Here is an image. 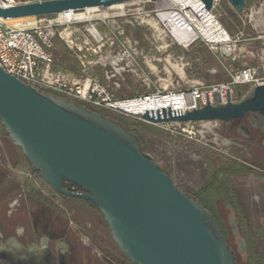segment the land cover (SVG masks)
Returning a JSON list of instances; mask_svg holds the SVG:
<instances>
[{
    "label": "water",
    "instance_id": "1",
    "mask_svg": "<svg viewBox=\"0 0 264 264\" xmlns=\"http://www.w3.org/2000/svg\"><path fill=\"white\" fill-rule=\"evenodd\" d=\"M137 1L43 0L0 6V19L107 10ZM200 1L206 11L212 9L213 0ZM227 1L237 14L244 11L245 0ZM246 116L256 118L253 127L264 132V85L250 88L237 101L228 96L225 104L207 102L191 111L166 107L140 115L151 125L229 123ZM0 124L51 190L88 201L100 211L113 240L133 264H236L210 212L178 188L169 171L142 150L137 135L116 121L40 92L0 68ZM63 181L82 192L66 190ZM228 209L237 252L244 257L246 242L234 211Z\"/></svg>",
    "mask_w": 264,
    "mask_h": 264
},
{
    "label": "built area",
    "instance_id": "2",
    "mask_svg": "<svg viewBox=\"0 0 264 264\" xmlns=\"http://www.w3.org/2000/svg\"><path fill=\"white\" fill-rule=\"evenodd\" d=\"M37 1L43 0H0V6L9 7ZM185 1L166 0L156 4L158 8L154 11V16L159 20V23L156 22L157 27L151 24L152 11L147 12L142 8L141 12L148 18L142 22L150 28L160 29L164 37L170 36L166 47L176 45L186 49L199 41L219 60L233 56L238 41L230 37L213 14V9L218 5L219 0H213V7L207 12L222 28L221 34L207 33L205 29H208V26L195 19L194 11ZM247 1L251 0H245L244 11L241 14L248 23L252 21L255 32H261L264 29L262 23L256 22L252 16L264 7V1L259 8L255 4L248 8ZM197 2H200L201 8L204 9L203 3L200 0ZM138 3L145 5L150 2L141 0ZM93 14L84 11L35 17V23L30 27H11L0 19V68L40 92L76 101L91 109L114 110L123 115L137 117L141 114H130L115 105L153 97L179 96L186 102L182 111H191L205 106L207 102L211 105L225 104L228 96L231 101H237L242 97L241 89L248 91L252 87L264 85V55L256 66L244 65L226 69L228 78L224 82L204 84L185 80L184 70L187 64L183 58L171 60L168 56L164 60L165 66L162 69L163 77H161V72L141 50L140 42L125 35L122 30L105 33L90 26L85 29L88 33L85 45H79L76 36L79 27L76 25L91 21ZM160 14L181 18L185 27L193 31L192 40L185 45L171 36L169 28L160 20ZM104 20L100 19L102 22ZM65 31H68L67 38L62 36ZM56 39L62 41L74 54L79 64L78 71L54 68L57 62L53 52ZM96 69L100 71V76L95 73ZM210 73L214 74L215 71L212 70ZM174 75L177 80L173 78ZM151 78H155L154 81ZM128 79L137 81L138 86L146 93L116 98L115 93L123 87L131 91L127 84ZM184 85L187 87L185 88ZM212 123L216 122L170 123L168 125L174 126L172 134L194 140L197 134L203 136L211 133ZM160 164L163 166L162 163ZM4 167L10 169L8 165Z\"/></svg>",
    "mask_w": 264,
    "mask_h": 264
},
{
    "label": "flooded vegetation",
    "instance_id": "3",
    "mask_svg": "<svg viewBox=\"0 0 264 264\" xmlns=\"http://www.w3.org/2000/svg\"><path fill=\"white\" fill-rule=\"evenodd\" d=\"M255 123L258 124V121L252 116L226 123L229 139L234 141V137H237L239 140L236 143L228 141L224 145H234L238 151L231 153L225 150L222 154L229 158L222 162L225 168H220L219 172L211 171L205 185L200 189L194 190L179 182L178 178L181 180L180 177L185 175L179 172V177L174 170L163 166L169 171L178 188L190 196L193 195L210 214L213 211L226 220L233 238L234 250H231L235 259L237 258L236 264H248L251 254L260 257L264 262V233L260 236H249L244 231L232 205L228 182V173L233 169L228 168L230 165H242L253 171L263 170V167L253 162L251 154V151H257L264 145V132L253 127ZM5 165L9 166L0 156V191L3 190L0 204L5 206L3 214L0 212V264H133L118 248L102 214L92 203L82 199L72 201L67 199L70 197L66 198L54 192L33 171L40 179L38 187L33 191L23 190L16 193L15 186H9L6 182L12 168L9 166L8 170ZM222 181L226 183L224 188L219 187ZM32 192V205L26 209V194ZM77 203L81 205H76ZM228 206L234 211L240 235L244 232L246 239L253 243L249 249L245 237L241 235L246 242L244 257L237 252V241L228 221ZM41 247L43 253L40 255L38 249Z\"/></svg>",
    "mask_w": 264,
    "mask_h": 264
},
{
    "label": "rangeland",
    "instance_id": "4",
    "mask_svg": "<svg viewBox=\"0 0 264 264\" xmlns=\"http://www.w3.org/2000/svg\"><path fill=\"white\" fill-rule=\"evenodd\" d=\"M263 1H247L246 6L249 8L255 4L259 8ZM121 8L119 10H105L106 17L96 12L92 15L91 21L78 23L76 25L79 27V31L76 33L78 38L77 43L82 46L85 45L84 42L88 39V33L85 29L90 28V26H94L98 31L105 33L122 30L125 35L140 42L141 50L145 52V56L148 59L155 60V66L161 72V77H163L162 68L165 66L164 60L168 56L171 57V60L183 58L187 64L184 70L187 79L189 81H200L204 84L224 82L228 78L226 69L239 68L244 65L256 66L259 59L264 55V30L258 33L255 32L252 27V21L248 23L243 14H237L227 0H219L218 5L213 9V14L223 29L231 38L237 40L238 44L233 56L224 57L220 60L199 41L186 49L176 45L166 47L170 36L164 37L162 31L158 32L155 28H150L142 22V20L148 19L141 12L143 8L144 11H152L153 15L150 17L153 18L152 22L159 23V20L154 16V11L158 8L156 4L148 3L143 5L137 1L123 4ZM118 15L126 16L119 17ZM261 16L258 22L264 24L262 22L264 21V17ZM100 19L105 20L102 22ZM34 23V18L5 22L6 25L11 27H30ZM63 53L68 57H74V54L68 50L64 43L54 54L61 55ZM212 70L215 71L214 74L210 73ZM95 73L100 76L99 70L96 69ZM173 78L177 80L175 75ZM184 87L186 88L187 85H184ZM240 92L243 96L247 90L241 89ZM108 111L112 114L113 118L122 121L131 132L140 137L148 154L157 162L162 163L163 166L177 172L179 177V172H182L185 176L189 174L193 177L200 176L204 170L208 178L211 170H205L203 167L202 147L211 148L214 153L222 157L223 161L229 159L222 154L225 150L231 153L238 151L234 145H224L228 141L236 143L239 140L237 137H234V141L229 139L228 125L226 123H212L211 133H206L203 136L197 134L194 140H189L172 134L171 131L174 129V126L168 124L151 125L144 122L141 117L123 115L114 110ZM3 148L4 151L0 152V156L8 162L10 167H13L12 161L16 159L17 153L9 146H4ZM201 159L203 160L201 161ZM180 178H184V176ZM58 200L60 201V198ZM76 205L81 204L77 203Z\"/></svg>",
    "mask_w": 264,
    "mask_h": 264
},
{
    "label": "crops",
    "instance_id": "5",
    "mask_svg": "<svg viewBox=\"0 0 264 264\" xmlns=\"http://www.w3.org/2000/svg\"><path fill=\"white\" fill-rule=\"evenodd\" d=\"M62 44V41L56 39L54 41L53 52L58 51ZM54 57L57 59L54 65L55 69H66L74 72L79 70V64L75 57H68L64 53L61 55L54 54ZM151 61L155 66V60L153 59ZM156 68L158 70V67ZM181 75L184 77L182 73ZM154 79L155 78H153L152 81H154ZM185 80H188L187 77ZM127 84L130 86L131 91L123 87L122 90L115 93L116 98L146 93L145 90L138 86L137 81L133 79H128ZM4 146H9L17 153L16 159L12 161L13 167H11L12 169L8 172V177L6 179L7 184L9 186L14 185L16 193L23 190L33 191L34 188H37L40 184V179L32 172L27 160L23 157L19 149L13 145L0 124V152L4 151ZM201 152L204 159L203 167L205 170L219 172L220 168H225L222 166V162H224L222 157L214 153L211 148L202 147ZM251 154L253 156V162L261 166V168L263 167V170L256 169L257 171L244 170L235 172V170L232 169L235 165H230L228 168L232 170L228 173V182L232 205L236 209L242 228L249 236H260L264 233V145H262V148H258L257 151H251ZM206 180L207 177L204 170L200 176L191 177L188 174L181 180L178 178L179 182L184 183V185L194 190L202 188ZM2 191H0V196ZM32 195L33 192L32 194H26L24 203L26 209L32 205ZM4 208L5 206L0 204V212L2 214Z\"/></svg>",
    "mask_w": 264,
    "mask_h": 264
},
{
    "label": "bare ground",
    "instance_id": "6",
    "mask_svg": "<svg viewBox=\"0 0 264 264\" xmlns=\"http://www.w3.org/2000/svg\"><path fill=\"white\" fill-rule=\"evenodd\" d=\"M185 2H187L189 7H191V9L194 11L195 19L205 23L208 26V29L207 28L205 29L207 33H211V34L222 33V28L219 26L218 23L212 20V17L205 9L201 8L202 5L200 2H197V0H186ZM122 6L123 5H116L111 7L110 9L119 10V8H121ZM86 11L91 13L99 12L103 17H106L105 10L89 9ZM163 15H168V14H160L159 18L169 28L171 36L176 38L180 43H184L185 45H187L194 36L193 31L185 27L183 21L178 16L175 15L163 16ZM260 16L264 17V7H262L260 11L257 12V14H254L252 18L258 22L260 20ZM23 19H27V18H23ZM3 21L11 22L13 20H3ZM262 22L264 23V21ZM151 24L157 27L155 22H151ZM262 25H263L262 27L264 28V24ZM157 31L160 32V29ZM62 36L64 38H67L68 31L63 32ZM115 106L116 107L120 106L122 110L130 114H142L145 111H154L156 109L160 110L166 107H171L174 110H182L186 106V102L179 96H174V97L167 96V97H153L145 100L127 101Z\"/></svg>",
    "mask_w": 264,
    "mask_h": 264
},
{
    "label": "trees",
    "instance_id": "7",
    "mask_svg": "<svg viewBox=\"0 0 264 264\" xmlns=\"http://www.w3.org/2000/svg\"><path fill=\"white\" fill-rule=\"evenodd\" d=\"M74 102H75V104H77V105H79V106L85 107L87 110L95 111V112L101 114L103 117H107V118H109V119H111V120H113V121H116L119 125L123 126V127L126 129L127 132L133 133V132H131V131L125 126V124H124L122 121L113 118L112 114H111L108 110H106V109H91V108H89V107H87V106H85V105H83V104H81V103H79V102H76V101H74ZM133 134H135V133H133ZM135 135H137V134H135ZM137 137H138V135H137ZM138 138H139V142H140V146H141L142 150H143L144 152H146V148H145V146H144L142 140L140 139V137H138ZM19 151H20V150H19ZM146 153H147V152H146ZM27 162H28V161H27ZM28 164H29V166H30V168H31V165H30L29 162H28ZM31 170H32L33 172H35L32 168H31ZM233 170H235V171H244V170H247V169L244 168L242 165H239V166H238V165H235V166L233 167ZM35 173H36V172H35ZM36 174L38 175V173H36ZM218 184H219V183H218ZM61 186H62L63 188H65V189H68V190H71V191H74V192H82V190H81L80 188H78V187H76V186H74V185H71L70 183L64 182V181L61 183ZM219 187H221V188L226 187V183L222 181V183L219 184ZM191 195H192V194H191ZM191 197L194 198L193 195H192ZM67 199L72 200V201H79V199H76V198H67ZM194 199H195L196 201H198L196 198H194ZM198 202H199V201H198ZM199 203H200V202H199ZM200 204H201V203H200ZM203 207H204V206H203ZM205 209H206V208H205ZM211 216H212L213 219L215 220L216 225L220 228V230H221V234H222L223 237H224V242H225V244L228 246V249H230V250H231V249L234 250V249H233V238H232V236H231V232H230V229H229V227H228V224H227L226 220H225V219H224V220L221 219V218L219 217V214H217V213H215V212H213V211H212ZM241 235H242L243 237H245V239H246V235L244 234V232H242ZM246 241H247V243H248V248L250 249V248L253 246V243H252V241H249L248 239H246ZM235 260L237 261V258H236ZM238 263H239V262H238ZM239 264H241V263H239ZM248 264H264V262L261 260L260 257L251 254V255H250V260H249Z\"/></svg>",
    "mask_w": 264,
    "mask_h": 264
}]
</instances>
